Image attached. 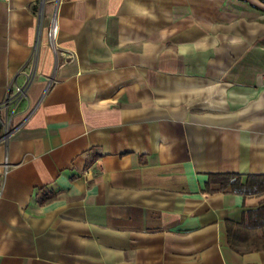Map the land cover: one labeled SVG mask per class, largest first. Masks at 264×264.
Instances as JSON below:
<instances>
[{"label": "crops", "instance_id": "1", "mask_svg": "<svg viewBox=\"0 0 264 264\" xmlns=\"http://www.w3.org/2000/svg\"><path fill=\"white\" fill-rule=\"evenodd\" d=\"M0 120V264H264V0H0Z\"/></svg>", "mask_w": 264, "mask_h": 264}, {"label": "trees", "instance_id": "2", "mask_svg": "<svg viewBox=\"0 0 264 264\" xmlns=\"http://www.w3.org/2000/svg\"><path fill=\"white\" fill-rule=\"evenodd\" d=\"M212 183L222 188L230 187L235 193L243 195H264V175L248 176L241 183L237 175L219 174L209 177ZM241 225L226 223V231L230 247L239 253L264 250V206L249 211ZM244 246V249L239 248Z\"/></svg>", "mask_w": 264, "mask_h": 264}, {"label": "built area", "instance_id": "3", "mask_svg": "<svg viewBox=\"0 0 264 264\" xmlns=\"http://www.w3.org/2000/svg\"><path fill=\"white\" fill-rule=\"evenodd\" d=\"M6 2L10 1V0H5ZM56 32H57V29L54 25V23H52L49 27V31H48V38H49V41L52 45H54L55 43V37H56ZM9 121H6V122H2V135H0V143L4 142L9 133H10V128H9ZM8 169H9V165L8 163L5 161L2 165H1V170H0V199L2 197V194H3V188H4V183H5V177L7 175V172H8Z\"/></svg>", "mask_w": 264, "mask_h": 264}, {"label": "water", "instance_id": "4", "mask_svg": "<svg viewBox=\"0 0 264 264\" xmlns=\"http://www.w3.org/2000/svg\"><path fill=\"white\" fill-rule=\"evenodd\" d=\"M2 128V121L0 120V129Z\"/></svg>", "mask_w": 264, "mask_h": 264}]
</instances>
